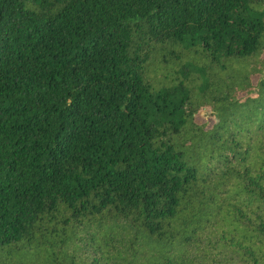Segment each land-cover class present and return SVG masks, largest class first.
I'll return each mask as SVG.
<instances>
[{
    "label": "trees",
    "instance_id": "obj_1",
    "mask_svg": "<svg viewBox=\"0 0 264 264\" xmlns=\"http://www.w3.org/2000/svg\"><path fill=\"white\" fill-rule=\"evenodd\" d=\"M0 264H264V0H0Z\"/></svg>",
    "mask_w": 264,
    "mask_h": 264
},
{
    "label": "rangeland",
    "instance_id": "obj_2",
    "mask_svg": "<svg viewBox=\"0 0 264 264\" xmlns=\"http://www.w3.org/2000/svg\"><path fill=\"white\" fill-rule=\"evenodd\" d=\"M209 114H210V108L205 109L196 117V119L198 122L204 121L208 118Z\"/></svg>",
    "mask_w": 264,
    "mask_h": 264
}]
</instances>
